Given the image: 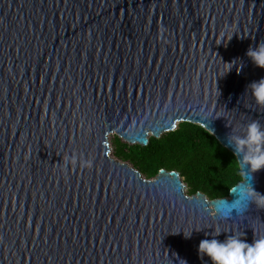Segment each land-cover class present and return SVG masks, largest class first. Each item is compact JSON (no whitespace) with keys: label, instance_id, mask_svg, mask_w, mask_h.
Wrapping results in <instances>:
<instances>
[{"label":"water","instance_id":"95a60500","mask_svg":"<svg viewBox=\"0 0 264 264\" xmlns=\"http://www.w3.org/2000/svg\"><path fill=\"white\" fill-rule=\"evenodd\" d=\"M261 42L264 0H0V264H210L206 233L264 238V209L222 219L109 146L186 122L235 155L229 135L264 125ZM251 183L264 195V169Z\"/></svg>","mask_w":264,"mask_h":264},{"label":"trees","instance_id":"16d2710c","mask_svg":"<svg viewBox=\"0 0 264 264\" xmlns=\"http://www.w3.org/2000/svg\"><path fill=\"white\" fill-rule=\"evenodd\" d=\"M115 157L137 169L147 180L162 170L178 172L188 195L205 194L210 200L228 198L242 172L237 157L210 132L181 123L161 138L150 137L147 146L130 145L117 137Z\"/></svg>","mask_w":264,"mask_h":264},{"label":"clouds","instance_id":"9594fccd","mask_svg":"<svg viewBox=\"0 0 264 264\" xmlns=\"http://www.w3.org/2000/svg\"><path fill=\"white\" fill-rule=\"evenodd\" d=\"M246 55L256 67L264 69V42L255 47L250 46ZM247 89L251 90L255 104L264 107V78L253 81ZM227 142L234 149L235 155H238L242 172L231 188L233 199L215 201L216 214L222 219L243 216L252 205L264 209V195L255 191L251 183L252 175L264 169V125L252 121L243 135H229ZM220 234L206 233L205 236L210 238L202 239L198 245V254L202 258L207 257L210 264H264V238L250 244L238 233L227 235L224 240L218 239ZM191 235L184 236L190 238Z\"/></svg>","mask_w":264,"mask_h":264},{"label":"rangeland","instance_id":"374dc122","mask_svg":"<svg viewBox=\"0 0 264 264\" xmlns=\"http://www.w3.org/2000/svg\"><path fill=\"white\" fill-rule=\"evenodd\" d=\"M117 137H119L117 134H115V133H113V134H111L110 136H109V146H110V154H111V156L113 157V158H115V159H117L116 157H115V146H114V141H115V139L117 138ZM152 137V136H151ZM120 138V137H119ZM123 142H125L124 140H123ZM125 143H127V142H125ZM136 145V144H135ZM118 160V159H117ZM118 161H120V160H118ZM131 167H132V165H130ZM185 192H186V194L188 193V188L186 187V189H185ZM188 195V194H187Z\"/></svg>","mask_w":264,"mask_h":264},{"label":"bare ground","instance_id":"6f19581e","mask_svg":"<svg viewBox=\"0 0 264 264\" xmlns=\"http://www.w3.org/2000/svg\"><path fill=\"white\" fill-rule=\"evenodd\" d=\"M152 134H150V136H151Z\"/></svg>","mask_w":264,"mask_h":264}]
</instances>
